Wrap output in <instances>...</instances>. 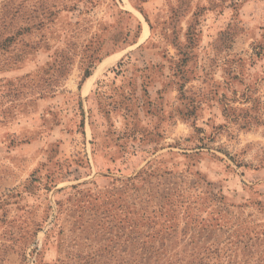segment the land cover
Segmentation results:
<instances>
[{
  "label": "rangeland",
  "instance_id": "rangeland-1",
  "mask_svg": "<svg viewBox=\"0 0 264 264\" xmlns=\"http://www.w3.org/2000/svg\"><path fill=\"white\" fill-rule=\"evenodd\" d=\"M0 264H264V0H0Z\"/></svg>",
  "mask_w": 264,
  "mask_h": 264
},
{
  "label": "trees",
  "instance_id": "trees-1",
  "mask_svg": "<svg viewBox=\"0 0 264 264\" xmlns=\"http://www.w3.org/2000/svg\"><path fill=\"white\" fill-rule=\"evenodd\" d=\"M90 77V74H86V76H85V79H87V78H89Z\"/></svg>",
  "mask_w": 264,
  "mask_h": 264
}]
</instances>
